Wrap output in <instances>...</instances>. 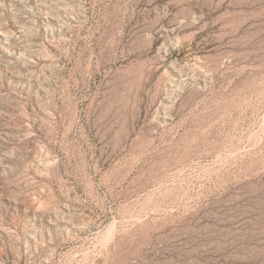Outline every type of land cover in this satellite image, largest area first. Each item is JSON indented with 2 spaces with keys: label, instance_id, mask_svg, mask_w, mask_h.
<instances>
[{
  "label": "rangeland",
  "instance_id": "obj_1",
  "mask_svg": "<svg viewBox=\"0 0 264 264\" xmlns=\"http://www.w3.org/2000/svg\"><path fill=\"white\" fill-rule=\"evenodd\" d=\"M0 264H264V0H0Z\"/></svg>",
  "mask_w": 264,
  "mask_h": 264
}]
</instances>
